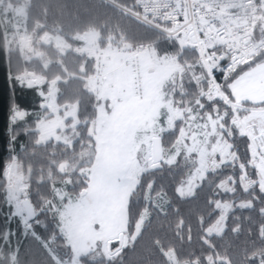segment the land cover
<instances>
[{"label": "trees", "instance_id": "1", "mask_svg": "<svg viewBox=\"0 0 264 264\" xmlns=\"http://www.w3.org/2000/svg\"><path fill=\"white\" fill-rule=\"evenodd\" d=\"M122 4L129 6L126 2ZM15 8L0 10V250L10 254L11 247L22 239L19 218L10 216L12 209L2 184L3 172L12 153L29 168L26 199L32 204L39 222L32 221L30 224L46 242L54 238L55 242L63 243L57 214L47 209L44 203L50 201L56 204L54 192L62 184L57 165L66 156L79 159L85 142L90 140L88 130L91 122L96 119L98 107L102 104L99 95L90 89L87 82L99 71L98 61L72 50L76 46L82 47L86 43V34L94 31L98 34L100 48L116 49L123 45L147 43L152 44L158 54L176 55L178 64L186 70L184 86L188 89L185 94L174 91L169 97L172 105L184 112L185 118L176 120L171 130L160 134L163 161L141 176L139 185L130 196L129 234L133 233L135 223L144 210L148 211V219L134 241L104 264H170L166 257L168 251L174 253L177 264H264V192L259 183L260 168L251 160L246 136L241 137L233 127H230L231 137L227 130H223L226 140L234 145L230 151L238 154V159L230 158L216 171L206 172L192 194L181 196L178 193L198 166L197 158L187 156L182 148L178 156H174L182 130L189 129L188 121H201L218 108L220 112L228 111L222 124L229 129L233 115L218 98L210 103L203 100L205 104L202 108L191 104L196 97L197 84L203 86L207 82L205 79L193 83L195 81L190 75L193 71V75L198 76L203 71L196 50L185 47L181 52L177 43L164 40L160 33L101 0H32L23 10L22 23L25 35L32 38V51L22 50L17 43L21 35L15 34L13 24L16 23ZM45 34L58 35L69 48L63 51L52 43H42L40 39ZM81 36L85 39L78 38ZM261 62H264V52L229 74L216 75V82L229 96L231 82ZM25 68L35 70L56 84V105L60 114L69 106H76L80 125L77 131L70 128L64 132L67 139L71 138L67 140L72 144L71 149L65 143H38L36 124L45 114L42 104L45 103L47 88L24 86L18 76ZM187 100L195 111L193 121L188 118L182 104ZM245 106L262 108L261 105ZM14 109L25 114L23 120L13 123ZM244 113L241 111L239 115ZM173 156L171 165L164 163L165 159ZM241 164L244 166L241 167ZM74 175L77 177L76 173ZM223 186L228 188L225 190ZM85 187L86 183L81 180L77 187H67V190L76 192ZM223 204L226 205L223 232L208 235L207 230L224 213L218 208ZM25 240H21V248Z\"/></svg>", "mask_w": 264, "mask_h": 264}, {"label": "rangeland", "instance_id": "2", "mask_svg": "<svg viewBox=\"0 0 264 264\" xmlns=\"http://www.w3.org/2000/svg\"><path fill=\"white\" fill-rule=\"evenodd\" d=\"M23 10L24 8H17L13 12L16 17V23L13 22V24L15 25V34L26 36L22 27ZM85 37L86 43L80 48V51L95 52L98 63H105L107 69L104 72L98 71L97 79L108 80L107 77L114 79L111 80L114 83L113 94L109 97L108 105L105 104V98L109 94L101 93L103 95L99 96L102 104L98 107L97 117L91 122L88 130L90 140L85 142L86 146L78 160L66 156L57 165L62 184L54 192L56 204L50 201L44 203L47 209L50 208L57 214L58 229L63 243L55 242L54 238H50L49 242H46L36 234L34 227L25 221L23 213L17 214V203L21 204L27 196L29 168L25 164L22 165L16 157L15 161L19 163L20 167L12 170L9 167L13 163L12 159L8 161L6 170L9 169L8 172L12 176L13 183L10 186L2 184L7 203L12 209L10 216L19 218L21 237L26 239L22 248L21 238L11 247V253L18 250L19 264H104L105 261L119 253L115 242L121 235L123 236L122 248L133 242L140 234L149 214L147 210H144L135 223L133 233L129 234L128 203L131 194L139 185L141 176L154 168L151 152L152 139L156 135L159 136V134L171 130L176 120L185 118L183 117L184 112L174 107L169 98L174 91L185 94L188 90L184 86L187 80L186 70L184 71L178 64L176 55L158 54L154 46L149 44V52L140 60L143 95L136 99L133 95L131 76L128 70L123 67L116 54V49L114 47L100 48L97 42L98 34L94 31L88 32ZM61 40L63 43L59 47H57L55 39H53V44L64 51L69 45L62 38ZM180 51L183 50L180 48ZM209 65L211 67V64ZM209 69L211 68L203 67V71L198 76L193 75V71L190 73L195 81L193 83H199L205 79L207 81L203 86L200 84L196 86V97L193 98L191 104L197 105L198 108H202L205 103H210L217 98L222 101L221 88L216 82V76L209 74ZM203 100L207 102L203 103ZM182 104L185 107V113H188V118L193 121V117H196L195 111L192 109L193 105L188 104V100ZM72 107L67 108L64 120L72 118L71 130L75 128L77 131L76 128L80 122L76 115V107ZM251 113L252 111L245 112L244 115L233 113L228 128L237 129L232 121L234 119L242 120ZM59 115V110H54L52 121L37 122L36 130L40 133L39 144L51 141L64 144L66 141L64 139H67L68 136L62 135L65 123ZM227 115L228 111L220 112V109L214 108L201 121L192 123L187 120L189 129L182 130L186 135L181 136L180 134L176 144L177 152L174 156L177 157L182 148L187 156L193 155L197 158L198 166L193 170L192 177L186 185L179 188L178 193L181 196L192 194L206 172L216 171L221 164L230 159L228 155L224 154L222 147L214 151L218 140L221 145L227 141L224 129L220 127L222 121L215 125L217 135L210 136L205 144V133H211L213 130L209 116L212 121H218L220 117L224 118ZM205 125L207 127H204ZM194 134H196L195 139H193ZM65 144L69 149L72 148L70 142H65ZM194 146L198 149L205 148L203 158L199 151H194L191 155L188 154L187 149ZM87 149L89 157L86 159L88 154H83ZM174 156L165 159L164 163L171 165L174 162ZM74 173L77 174V177ZM81 180L86 183L84 189L76 192L67 190V187H77ZM259 183L264 192V175H261V171ZM13 188L19 190L16 193L17 200L11 198ZM227 188L223 186V189ZM218 208H221L224 213L218 222L207 230L208 235H220L223 232L226 205H219ZM36 215L37 213H35L34 221L38 224ZM6 242L8 241L6 240ZM110 243H112L111 246H109ZM11 253L5 254L3 250H0V264H13ZM166 257L170 264H177L172 251L166 252Z\"/></svg>", "mask_w": 264, "mask_h": 264}, {"label": "built area", "instance_id": "3", "mask_svg": "<svg viewBox=\"0 0 264 264\" xmlns=\"http://www.w3.org/2000/svg\"><path fill=\"white\" fill-rule=\"evenodd\" d=\"M31 1L0 0V10L12 6L26 8ZM101 1L117 7L140 24L160 33L166 41H183L184 46L194 48L204 66L205 61H207V65L210 62L214 64L212 74H225L233 71L246 60L256 56L249 51L253 48L257 49L259 54L264 52V32L262 29L264 25V0H160L161 4L167 3L168 7L162 8L161 17L153 20L150 24L138 20L132 15L133 12L139 13L141 16L144 15V9L140 6L138 0ZM120 2H128L129 8H126ZM222 8L227 10V14L219 16L218 14ZM209 9H212V11H209ZM169 12H173L176 17L175 23L172 19L163 18ZM148 19L152 20L150 14ZM176 24L180 27H176V31L171 32ZM149 50L150 47L143 43L123 45L116 50L123 67L130 72L135 97H140L142 94L139 59ZM74 53L84 54L88 58H97L96 53L92 51L81 52L76 49ZM101 69L105 70L106 65H101ZM25 73L29 75L23 83L20 82L26 87L41 89L49 85V81L45 76L30 68L24 69L18 77L24 76ZM32 80H35V82L29 86V81ZM221 98L233 112L241 110L239 106L234 110L232 105L236 104L226 95L222 94ZM254 159L256 164H259L260 156L257 155L253 157ZM14 160H16V157L12 155V162ZM6 169L7 167L3 172V183L5 186H10L13 179L8 172L9 169Z\"/></svg>", "mask_w": 264, "mask_h": 264}, {"label": "snow or ice", "instance_id": "4", "mask_svg": "<svg viewBox=\"0 0 264 264\" xmlns=\"http://www.w3.org/2000/svg\"><path fill=\"white\" fill-rule=\"evenodd\" d=\"M138 3L144 9V15L141 16L139 13H135V12H133L132 15H134L138 20H142L143 22L149 23V24L152 23L153 20L161 17L162 8L168 7L167 3L161 4L160 0H138ZM178 7H179V5H178ZM205 7H207V6H205ZM173 11H175V10H173ZM209 11H212V9H209ZM149 14L152 17V20L148 19ZM225 14H227V10L222 8L221 12L218 15L222 16ZM163 18L164 19H172L174 21V23L176 21V17L174 16L173 12H169V13L165 14ZM186 22H187V17H186ZM176 27H180V25L176 24V26L171 30V32H175ZM78 38L79 39H85V37H83V36L78 37ZM31 39H32L31 36H21L17 40V43H19L21 45L22 50L27 49L28 51H32ZM51 39L56 40L57 47H59L63 43L61 38H59V37L53 38V37L49 36L48 34H45V37H44L45 42H47ZM181 43H183V41H181ZM249 51L253 55H259V51L255 48H253ZM202 54H203V52H202ZM209 59H211V58H209ZM221 59H223V57H221ZM205 66L207 67V61H205ZM210 73H211V69H209V74ZM28 75H29L28 73H25L24 76H20V77H18V79L23 83ZM245 75L246 76H254L257 79H264V62L258 63L255 69H253L249 73H246ZM241 79H244V78L242 77ZM33 82H35V80L29 81V86H31V84ZM220 95H222V94H220ZM245 98L251 99V100H253L254 103H256V102H260V101L264 100V95H261V96L249 95ZM239 99L240 98L238 97L237 105H232L233 109L235 110L236 107L239 106L242 111H247L246 109L243 108L242 105L239 104ZM225 102L227 103L226 98H225ZM177 115H179V113H177ZM225 115H226V113H225ZM24 116H25V114L23 112H20V111H17L14 109V115L12 117L13 123H15L17 120H23ZM193 119H194V117H193ZM222 120H223V117H220V120L212 121L211 117L209 116V122L212 124L213 130L211 133H205V136H206L205 144L208 142L210 136L217 135L215 125L217 123H220V121H222ZM170 124H171V122H170ZM232 124L237 128L238 133L241 137L247 136L248 139L252 142L251 146H250L252 156L253 157H256L257 155L260 156L259 164H256L255 159L253 160V163L256 164V166L260 168L261 175H264V109H260L258 111L253 110L251 115L245 116L242 120L234 119L232 121ZM204 127H207V126L205 125ZM220 127H221V129L227 130L229 132L230 137L233 135L231 130L225 128V126L222 123L220 124ZM257 132H258V134H257ZM184 135H186V134L182 131L181 136H184ZM195 135L196 134L193 135V139H195ZM221 147L223 148L224 154L228 155L229 158L238 159V154L232 153L230 151L232 148H234V145H232L231 143H229L227 141H225L224 144L221 145L219 140H218L216 146H214V151L217 149H220ZM258 149H259V151H258ZM194 151H199L201 158H203V156L205 155V148L204 147H201L198 149L197 147L194 146V147L187 149V152L189 155H191ZM243 166L244 165L241 164V167H243ZM9 167H10V169L15 170L17 168L15 161H13V163ZM17 191H19V190L13 188V190L11 192V198L13 200H17V195H16ZM23 212H27L29 216H31L33 214L30 206H22L20 203H17V214H21Z\"/></svg>", "mask_w": 264, "mask_h": 264}, {"label": "crops", "instance_id": "5", "mask_svg": "<svg viewBox=\"0 0 264 264\" xmlns=\"http://www.w3.org/2000/svg\"><path fill=\"white\" fill-rule=\"evenodd\" d=\"M49 42L53 44V39H51ZM256 66L257 65H255L252 68L248 69L247 71L241 73L231 82V84L229 85V97L235 103H237L238 97H239L240 98L239 104L242 105L243 107L246 104L253 105V106L261 105L262 108H258V109H264V100L254 103L253 100L245 98L249 95H255V96L264 95V79H257L254 76H246L245 75L246 73H249L253 69H255ZM242 77L244 79H241ZM107 78H108V80H106L105 78L97 79V78H94V76H91L90 78L87 79V82H88L90 89L93 92H95L97 95H99V96L103 95L101 93L109 94L108 97L105 98L106 99L105 104L108 105L109 104V97L113 94L112 89L114 87L113 86L114 83L111 82V80H114V79L109 78V77H107ZM56 99H57V86L52 83L47 89L45 103L42 104V108H43V110H45V114L39 121H44L46 123L52 121V116H53L54 110H59V108L56 105ZM73 106H75V105H73ZM70 107H72V106H70ZM72 108H74V107H72ZM250 111H253V110L250 109ZM66 112H67V109L62 114L59 113L60 114L59 116L62 118V120H64V118L66 117V115H65ZM50 115H51V118L46 119V117H48ZM76 115H77V113H76ZM71 121H72V118H68V119L63 121L65 123V128H62L63 133L66 132L67 129L72 128V127H70ZM36 127H37V124H36ZM39 135H40V133H39ZM62 135L64 136L66 134L64 133ZM159 136H160V134H159ZM159 136L156 135L155 137H159ZM38 140H39V137H38ZM64 141L67 143V139H64ZM250 146H249V150L251 151ZM88 157L89 156H87L86 158H88ZM85 161H86V159H85ZM84 163H86V162H84Z\"/></svg>", "mask_w": 264, "mask_h": 264}, {"label": "water", "instance_id": "6", "mask_svg": "<svg viewBox=\"0 0 264 264\" xmlns=\"http://www.w3.org/2000/svg\"><path fill=\"white\" fill-rule=\"evenodd\" d=\"M151 152H152V160H153V164L154 167L158 166L161 164L162 160H163V156H162V141L160 137H155L152 139V146H151ZM84 194V192L82 193V195ZM22 206H30L32 209V215L29 216L27 212H23L24 218L26 222H31L35 219V212L33 209L32 204L30 203V201L28 199H25L21 202ZM122 239L123 236L121 235L119 240L116 241L115 243L117 244V250L121 249L122 246ZM112 243H110L109 246H111Z\"/></svg>", "mask_w": 264, "mask_h": 264}, {"label": "clouds", "instance_id": "7", "mask_svg": "<svg viewBox=\"0 0 264 264\" xmlns=\"http://www.w3.org/2000/svg\"><path fill=\"white\" fill-rule=\"evenodd\" d=\"M37 44H39V41H37ZM14 161H15V160H14ZM15 163H16L17 168H19V167H20L19 163L16 162V161H15ZM11 256H12L13 264H19L18 250L13 251V252L11 253Z\"/></svg>", "mask_w": 264, "mask_h": 264}]
</instances>
